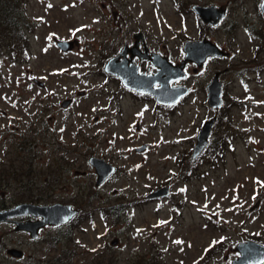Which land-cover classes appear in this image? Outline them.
Listing matches in <instances>:
<instances>
[{
  "label": "rangeland",
  "instance_id": "rangeland-1",
  "mask_svg": "<svg viewBox=\"0 0 264 264\" xmlns=\"http://www.w3.org/2000/svg\"><path fill=\"white\" fill-rule=\"evenodd\" d=\"M18 1L30 23L24 26L30 50L27 59L12 61L10 40L0 38V166L23 157L33 173L21 180L26 190L14 184L3 192L7 199H24L8 205L30 201L27 193L37 189H28L44 188L48 172V203H69L79 213L65 225L43 227L37 238L0 222V264H98L103 258L116 264H230L238 241L264 244L260 0ZM208 3L228 7L218 27L206 26L193 10ZM136 31L174 62L182 58L185 40L203 36L229 56H212L195 72L186 65V79L176 84L189 92L176 106L153 101L156 115L151 104L141 108L137 92L103 71L104 61L130 45ZM59 38L79 44L64 51ZM142 64L151 69L150 62ZM216 70L223 104L213 109L206 84ZM65 100L70 104L62 105ZM213 115L218 121L209 144L222 146L219 128L238 137L218 159L209 144L191 159L202 121ZM223 118L230 130L220 126ZM143 144L144 150L135 149ZM93 155L116 166L99 185L88 163ZM163 185L167 195L147 198ZM109 204L115 206L107 209ZM8 247L21 248L22 256L10 255Z\"/></svg>",
  "mask_w": 264,
  "mask_h": 264
},
{
  "label": "water",
  "instance_id": "water-1",
  "mask_svg": "<svg viewBox=\"0 0 264 264\" xmlns=\"http://www.w3.org/2000/svg\"><path fill=\"white\" fill-rule=\"evenodd\" d=\"M194 10L204 20L216 23L222 15L223 10H218L214 6L194 5ZM261 10L264 16V0L261 1ZM140 32L135 33V37ZM77 43L76 39H57L56 44L61 50H69ZM138 44L135 40L133 47ZM132 47L130 48V51ZM184 58L178 64H173L167 56H163L157 52L150 54L140 53L138 50L131 51L133 55L137 53L141 58L150 59L151 63L156 66V71L151 73L139 72L138 66L133 62L128 63L124 57L118 60L120 54L125 55V48L117 56L111 57L105 64V69L111 73L117 74L123 84L139 92L150 93L164 104H174L188 91L185 85H172L171 82L185 76L184 66L188 61H195L201 65L203 60L209 55H228L229 52L220 48L216 43L208 38L185 40L183 45ZM125 52V53H124ZM132 57L128 58L131 61ZM34 80L41 86L44 83L36 78ZM208 102L211 106L218 107L222 103L221 98V81L217 78V73L207 84ZM68 100L62 102L66 105ZM215 120V116L207 119L202 124L197 133L196 142L192 150V158L195 157L208 142V135L211 126ZM145 145L137 147V150H143ZM89 162L95 168L97 174L96 184L102 182L114 170V166L103 158L91 156ZM168 193V187L163 186L153 190L148 194L149 197H158ZM78 212L76 207L71 204L55 202L51 204H42L36 202L22 201L13 206L0 209V222H12L15 230L27 231L32 238L38 236V230L46 223L60 225L66 222L74 214ZM30 214L38 216L37 219H17V216ZM117 238L111 243H115ZM7 252L13 256H20L22 249L18 247H8ZM235 250L238 254L232 258L230 264H260L264 262V244L254 240H240L235 244Z\"/></svg>",
  "mask_w": 264,
  "mask_h": 264
},
{
  "label": "trees",
  "instance_id": "trees-1",
  "mask_svg": "<svg viewBox=\"0 0 264 264\" xmlns=\"http://www.w3.org/2000/svg\"><path fill=\"white\" fill-rule=\"evenodd\" d=\"M21 1L18 0H0V38H8L10 40L9 44H12L11 47H6L9 51L10 58L12 61H17V60H25L28 58L29 55V44L28 43V38L27 35L24 31V26H30V23L27 19H25V15L23 10L19 7V3ZM17 43L22 44L21 47H16ZM226 130H230L231 128V123L229 121H224L220 125ZM48 126L44 127V129H47ZM225 131V130H224ZM226 132V131H225ZM225 132H222L221 129L219 128L217 130V137L219 135V138L222 141V146L219 147L217 141L215 144L210 143L209 147H213L211 150V153H216V159H218L219 155L218 153H221L222 150L226 148V150L229 148V144L232 143L233 137H238L235 134L233 136L229 134V137H225ZM44 137V135H42ZM35 137L33 136L31 139L33 140ZM231 145V144H230ZM225 146V147H224ZM225 150V153H226ZM217 151V152H216ZM223 155V153L221 154ZM225 155V154H224ZM20 162L16 157L11 159V162L9 165L6 164V166H0V207H3L5 204H7V201H20L24 200L21 196L20 197H8L6 198L7 193L5 194L3 192L4 189L8 188L10 189L12 185L17 184L21 186L20 188H23L26 190L25 183H23L21 180L25 177L28 176L29 173H33L32 170V162L27 161L25 162V158L20 157ZM30 164V165H28ZM60 169V168H59ZM46 177H44V188H39L37 184L36 186L38 187H31L28 190L31 192L34 190V188L37 189V192L35 193H27V197L30 201L32 202H49L48 197L52 195V186L50 185V179L48 178V172L45 173ZM51 176V175H50ZM30 179V178H29ZM5 195H4V194ZM17 202V201H16ZM115 206V204H109L106 206L107 209L112 208ZM118 211L122 209L119 208V206L116 207ZM111 216L117 217V213H115L113 210H110ZM124 213V211H123ZM115 214V215H114ZM122 215V214H121ZM64 249V248H63ZM98 264H116V260L114 259H109L107 262H104V258L101 259ZM264 264V263H262Z\"/></svg>",
  "mask_w": 264,
  "mask_h": 264
},
{
  "label": "flooded vegetation",
  "instance_id": "flooded-vegetation-1",
  "mask_svg": "<svg viewBox=\"0 0 264 264\" xmlns=\"http://www.w3.org/2000/svg\"><path fill=\"white\" fill-rule=\"evenodd\" d=\"M261 1L262 0H260V9H261ZM194 5H197V4H194ZM193 5V6H194ZM202 6H214V8H216V9H218V10H223V13H222V15L218 18V20H217V22L216 23H213V22H209V21H205V22H207L208 23V25H206V26H212V27H218L221 23H222V21L224 20V18L227 16V9H228V7H225V6H222V5H215V4H213V3H208V4H203ZM196 12V11H195ZM197 13V12H196ZM198 15V14H197ZM199 16V15H198ZM200 17V16H199ZM204 21V20H203ZM133 41H132V43L130 44L131 45V47H132V50L131 51H136V50H138L140 53H145V51H146V53L147 54H150L151 52H160V51H157V50H154V49H152V48H149L148 47V45L146 44V40H145V37H144V34L140 31V34L139 35H137L136 37H135V33H133ZM206 36H203V37H200V38H197V39H201V38H205ZM206 38H208V37H206ZM136 39H138V44L136 45V47H133V45H134V42H135V40ZM208 39H210V40H212L211 38H208ZM213 41V40H212ZM215 42V41H214ZM216 43V42H215ZM217 44V43H216ZM130 45H128V44H125L124 43V47H122L121 49H117V51L114 53V55H116V54H118L119 53V51L120 50H123L124 48H125V51H126V56L127 57H129L130 56ZM218 46H219V44H217ZM126 46V47H125ZM145 46H147V47H145ZM219 47H221V46H219ZM223 48V47H222ZM225 49V48H224ZM161 53V52H160ZM131 54H132V52H131ZM131 57H132V59H131V62H132V60H133V62L138 66V71L139 72H145V73H149V72H155L156 71V67L152 64V66H151V69L150 68H145L144 67V65L142 64L141 65V63L142 62H150L151 63V61L149 60V59H146V58H141L137 53H134L133 55H131ZM210 57H212V56H208L206 59H204L203 60V62H202V64L201 65H198V64H196L195 62H188L187 64H185V65H188V64H193L194 65V68H193V70H194V72L197 70V68L198 67H200L201 68V66H203V64L210 58ZM221 57H224V56H221ZM120 58L122 59L123 58V56H120ZM170 58V57H169ZM168 58V59H169ZM182 58H183V56H182ZM181 58V59H182ZM180 59V60H181ZM171 62H173V63H175V64H177V63H180V61L179 62H174L172 59H169ZM105 63V62H104ZM196 65V66H195ZM186 67V66H185ZM185 69V68H184ZM216 73H217V78L219 79V75H220V73H221V71L220 70H216L214 73H213V75H212V77H214L215 75H216ZM186 76H187V74L181 79V80H183V79H186ZM212 77H211V79H212ZM210 79V80H211ZM180 80V81H181ZM209 80V81H210ZM180 81H172L171 82V84L172 85H175L177 82H180ZM209 81L207 82V84L209 83ZM206 84V85H207ZM124 90H127V89H125L124 88ZM136 94H138V93H136ZM140 94L141 93H139V96H138V98H137V100L138 101H141V108H144V109H146V108H149V104L150 103H152L154 100L153 99H151L149 96H143V98H141L140 97ZM143 94V93H142ZM184 97V96H183ZM183 97H181L180 98V102L182 101L181 99H183ZM179 102V103H180ZM179 103H176V104H173V105H168V106H166V105H163V106H165V107H169V106H176V105H178ZM153 107H154V105H153ZM156 115H157V112L155 113ZM206 120V119H205ZM205 120H203L202 122H204ZM218 121V116L216 115V117H215V123ZM158 121L156 120L155 121V123L154 124H156ZM36 219L37 217H35V216H23V217H21V219ZM63 225H65V224H63ZM45 226H47V225H45ZM45 226H43V227H45ZM43 227L42 228H39V235H40V231L43 229ZM38 235V236H39ZM37 236V237H38ZM36 237V238H37Z\"/></svg>",
  "mask_w": 264,
  "mask_h": 264
},
{
  "label": "snow or ice",
  "instance_id": "snow-or-ice-1",
  "mask_svg": "<svg viewBox=\"0 0 264 264\" xmlns=\"http://www.w3.org/2000/svg\"><path fill=\"white\" fill-rule=\"evenodd\" d=\"M162 223H164V222H162ZM176 243H181V241H176ZM239 255V254H238Z\"/></svg>",
  "mask_w": 264,
  "mask_h": 264
}]
</instances>
